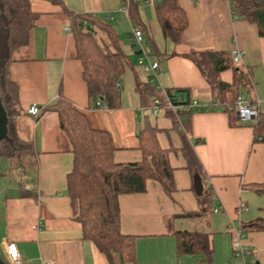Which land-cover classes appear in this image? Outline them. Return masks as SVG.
I'll list each match as a JSON object with an SVG mask.
<instances>
[{"label":"crops","instance_id":"crops-1","mask_svg":"<svg viewBox=\"0 0 264 264\" xmlns=\"http://www.w3.org/2000/svg\"><path fill=\"white\" fill-rule=\"evenodd\" d=\"M123 1L30 2L38 19L28 44L12 53L8 71L18 90L16 133L33 151L20 158L0 157V259L9 264L5 248L13 243L21 264H108L94 244L84 239L73 217L67 190L72 147L58 115L50 109L62 99L83 114L92 129L109 135L116 164L141 161L137 136L150 127L158 131L159 147L169 152L175 188L170 195L159 183L148 180L145 193L118 197L120 231L134 238L135 264H199L203 259L212 264H239L240 260L231 259L233 231L239 228L242 244L249 251L247 260L264 264V232L243 229L264 218V195L257 191L264 181V143H253L250 126H231L222 107L193 110L184 132L164 112L154 115L149 109L151 96H143L147 75L137 61L136 66L132 63L137 55L132 50L130 27L135 24L141 30L150 60L159 64L161 87L187 90L190 100L203 106L214 103V92L190 56L207 51L240 53L236 67L247 69L252 82L249 94L242 92V96L256 104L262 115L264 38L255 25L232 16L228 0H177L187 25L181 41L174 45L162 36L156 17L161 0H133L131 19L117 13ZM81 15L109 23L130 62L120 79L116 109L94 108L88 98L74 35L65 31L67 26L72 29V17ZM219 77L231 84L233 72L224 71ZM33 105L40 110L36 117L27 113ZM184 138L198 160L199 171L187 168ZM206 190L212 193L211 210L188 217L201 212L198 196ZM178 232L206 234L212 249L210 260L201 254L178 255Z\"/></svg>","mask_w":264,"mask_h":264},{"label":"trees","instance_id":"trees-1","mask_svg":"<svg viewBox=\"0 0 264 264\" xmlns=\"http://www.w3.org/2000/svg\"><path fill=\"white\" fill-rule=\"evenodd\" d=\"M134 1H130L129 7ZM30 2L31 0H0V105L6 117V137L0 140V157L9 159L20 158L33 151L32 146L20 141L16 133L18 90L10 80L8 71L12 53L28 44L30 31L38 19L30 9ZM228 3L234 18L255 25L259 37L264 38V0H228ZM156 17L162 36L174 45L178 44L187 23L177 0H161L156 7ZM129 18L131 19L130 8ZM71 31L92 106L96 108L98 103L101 108H118L120 79L130 63L121 49L118 35L105 20L90 15L72 17ZM190 59L214 92V102L221 104L223 112L229 117L230 125L250 126L253 129V143H264V115L258 112L254 122L246 124L236 117L234 110L226 109L234 104L238 96L251 91L250 72L237 68L229 52H201L192 54ZM227 70L233 72L231 84L222 82L219 77L220 73ZM143 88V96H147L146 93L151 96L149 105L156 97L163 100L162 92L149 81ZM137 89L142 92L139 84ZM165 92L175 105H187L191 101L187 90ZM50 109L58 115L60 127L72 147V168L67 177V190L73 217L80 223L84 239L94 244L108 264H135L134 238L125 236L120 231L118 197L145 193L148 180L159 183L167 195L175 190L173 170L168 162L169 152L159 147L157 129L150 127L138 133L142 154L140 162L116 164L108 134L92 129L86 117L62 99ZM192 112L193 110L183 108L177 110L175 115L167 111L164 114L172 119L176 128L181 127L184 132ZM183 144L182 152L188 170L199 171L198 160L185 138ZM257 189L264 195V181ZM198 200L201 212L188 217L203 216L211 210L213 201L210 191H204L198 196ZM243 229L264 232V218L249 222ZM176 236L178 255L201 254L210 260L212 249L206 234L178 232Z\"/></svg>","mask_w":264,"mask_h":264},{"label":"built area","instance_id":"built-area-1","mask_svg":"<svg viewBox=\"0 0 264 264\" xmlns=\"http://www.w3.org/2000/svg\"><path fill=\"white\" fill-rule=\"evenodd\" d=\"M131 0H124L122 2V5L120 8H118L117 13L118 14H124L127 18H129V5ZM137 1V0H135ZM111 19V17H110ZM66 32L71 31V27L67 26L65 28ZM130 36H131V44L133 46V52L137 55V64L141 67L142 71L148 76L149 83L154 86L157 90L162 92L163 100L160 98H154L152 100L151 105L149 106V109L152 110L154 115H156L158 112H171L175 115L177 110L179 109H190V110H196V111H209L212 110L215 107H220L221 104L218 102H214L212 105L203 106L200 105L198 101L191 100L189 104L187 105H175L171 102V99L167 96V92L161 87L159 80H158V70H159V64L157 62H153L149 58V51L147 48L143 45V34L141 30L135 26L131 25L130 27ZM241 60V55L238 52L232 53V61L235 65H237ZM96 108L99 107V104L96 103ZM227 110L232 111L234 110L236 112V117L243 123H252L257 118L258 115V106L256 104H252L247 99L240 95L238 96L234 104L231 106L226 107ZM39 108L37 106H31L27 113L31 116H38L39 115ZM181 128V127H180ZM241 208V207H240ZM242 209V208H241ZM214 212H218V209H215ZM235 235V240L232 243V254L235 257H238L242 260V264H251L247 257L249 255V251L246 247L242 244V230L235 229L233 231ZM6 255L8 257L9 264H21V257L20 254L13 243L7 244L5 248ZM43 264H55L54 262H43Z\"/></svg>","mask_w":264,"mask_h":264},{"label":"water","instance_id":"water-1","mask_svg":"<svg viewBox=\"0 0 264 264\" xmlns=\"http://www.w3.org/2000/svg\"><path fill=\"white\" fill-rule=\"evenodd\" d=\"M5 137H6V117L0 105V140L4 139ZM0 264H5V263L0 259Z\"/></svg>","mask_w":264,"mask_h":264},{"label":"rangeland","instance_id":"rangeland-1","mask_svg":"<svg viewBox=\"0 0 264 264\" xmlns=\"http://www.w3.org/2000/svg\"><path fill=\"white\" fill-rule=\"evenodd\" d=\"M132 61H133L132 63L136 66V61H137L136 58L133 59ZM263 217H264V216H263ZM261 218H262V217H261ZM231 259H232V260H233V259H234V260H235V259H236V260H240V263H241V264L243 263L242 260H241L240 258L235 257L232 253H231ZM201 262H203V264H212V262H211V263H207V261H205L204 259H203V261H201ZM201 262H200L199 264H202ZM213 263H214V262H213ZM240 263H239V264H240Z\"/></svg>","mask_w":264,"mask_h":264}]
</instances>
